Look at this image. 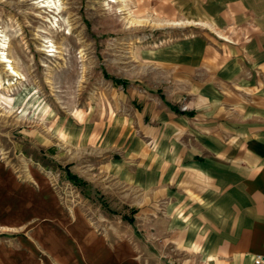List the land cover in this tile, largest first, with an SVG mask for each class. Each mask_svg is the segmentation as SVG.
<instances>
[{
    "label": "rangeland",
    "instance_id": "obj_1",
    "mask_svg": "<svg viewBox=\"0 0 264 264\" xmlns=\"http://www.w3.org/2000/svg\"><path fill=\"white\" fill-rule=\"evenodd\" d=\"M181 1L0 0V264H177L136 106L204 37Z\"/></svg>",
    "mask_w": 264,
    "mask_h": 264
},
{
    "label": "crops",
    "instance_id": "obj_2",
    "mask_svg": "<svg viewBox=\"0 0 264 264\" xmlns=\"http://www.w3.org/2000/svg\"><path fill=\"white\" fill-rule=\"evenodd\" d=\"M180 11L195 16L204 37L191 43L195 52L165 76V86L136 106L156 148L146 176L171 228L167 253L177 264H258L264 260V0H182Z\"/></svg>",
    "mask_w": 264,
    "mask_h": 264
},
{
    "label": "bare ground",
    "instance_id": "obj_3",
    "mask_svg": "<svg viewBox=\"0 0 264 264\" xmlns=\"http://www.w3.org/2000/svg\"><path fill=\"white\" fill-rule=\"evenodd\" d=\"M32 1H37V0H32ZM44 5L42 6L43 9L47 10L48 13L54 14V13H59V10L56 7V4L54 0L52 2H46V0H41ZM52 50L48 51V53H52L53 55L56 54V50H54V46L50 47ZM10 46L7 41L6 36L0 35V64L1 65H9V67H6L5 74H7L9 77L16 79L18 82H24L25 78L24 76L17 70V68L14 66V60L10 56L9 52ZM51 55L50 57H53ZM55 56V55H54ZM11 86V85H10Z\"/></svg>",
    "mask_w": 264,
    "mask_h": 264
},
{
    "label": "trees",
    "instance_id": "obj_4",
    "mask_svg": "<svg viewBox=\"0 0 264 264\" xmlns=\"http://www.w3.org/2000/svg\"><path fill=\"white\" fill-rule=\"evenodd\" d=\"M113 80H114V83L116 85H123V83L121 81L115 80V79H113ZM181 113H185V112H181ZM65 171H66L67 179L69 181H71L72 183L79 184L80 186L81 185L82 186H85V183L84 182H80L79 178L76 175H74L73 173H71V171L69 170V167H66V170ZM132 213H133V215L135 214L134 211H132ZM129 222L132 223V224H134V219L129 220Z\"/></svg>",
    "mask_w": 264,
    "mask_h": 264
},
{
    "label": "built area",
    "instance_id": "obj_5",
    "mask_svg": "<svg viewBox=\"0 0 264 264\" xmlns=\"http://www.w3.org/2000/svg\"><path fill=\"white\" fill-rule=\"evenodd\" d=\"M248 77L251 78L252 75L249 74ZM180 109H181L182 112H187V111H188V106H187V105H183L182 108H180ZM263 262H264V260H263L262 258H259V259L257 260V263H258V264H261V263H263Z\"/></svg>",
    "mask_w": 264,
    "mask_h": 264
}]
</instances>
